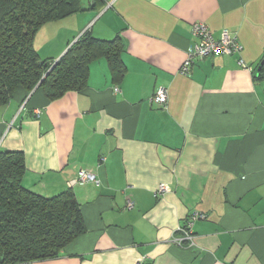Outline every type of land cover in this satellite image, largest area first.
Masks as SVG:
<instances>
[{
    "label": "crops",
    "instance_id": "obj_1",
    "mask_svg": "<svg viewBox=\"0 0 264 264\" xmlns=\"http://www.w3.org/2000/svg\"><path fill=\"white\" fill-rule=\"evenodd\" d=\"M105 3L44 25L35 48L56 62L86 32L119 35L122 80L101 58L81 92L51 102L19 90L0 108V151L24 153L23 186L47 198L72 190L87 227L61 258L29 264H264V81L254 73L264 0ZM197 22L242 50L181 76ZM163 87L167 109L152 101ZM81 170L100 186L73 184ZM196 213L207 219L193 225L194 244L178 245Z\"/></svg>",
    "mask_w": 264,
    "mask_h": 264
},
{
    "label": "trees",
    "instance_id": "obj_2",
    "mask_svg": "<svg viewBox=\"0 0 264 264\" xmlns=\"http://www.w3.org/2000/svg\"><path fill=\"white\" fill-rule=\"evenodd\" d=\"M105 5V0H0V108L19 90L29 96L39 89L51 102L81 92L91 64L101 58L107 60L114 81H121L125 65L119 35L99 40L86 32L56 62L43 60L35 48L44 25L88 10L99 12ZM260 68L255 79L264 81V60ZM25 171L22 151H0V264L61 258L87 232L72 190L50 198L38 195L23 186Z\"/></svg>",
    "mask_w": 264,
    "mask_h": 264
},
{
    "label": "built area",
    "instance_id": "obj_3",
    "mask_svg": "<svg viewBox=\"0 0 264 264\" xmlns=\"http://www.w3.org/2000/svg\"><path fill=\"white\" fill-rule=\"evenodd\" d=\"M192 34L196 39V43L187 53V57L179 70V74L181 76H188L195 61L197 60L234 55L240 53L242 50L237 37L233 36L227 30L222 31L220 38L216 39L210 28L205 23L197 22L192 27ZM116 91L118 92L119 89L117 88ZM152 101L157 102L162 107V109H167L169 101L168 89L164 87L160 88L153 97ZM88 183H93L96 186H100V181L97 179L96 175L88 170L79 171L76 179L73 181V184L79 185H85ZM168 191L169 190L165 185H161L159 188V193H166ZM206 219L207 215L205 214H193L188 220L187 227L179 228L178 233H181V235L176 238V243L180 246L193 245L194 237L192 227L195 222Z\"/></svg>",
    "mask_w": 264,
    "mask_h": 264
},
{
    "label": "rangeland",
    "instance_id": "obj_4",
    "mask_svg": "<svg viewBox=\"0 0 264 264\" xmlns=\"http://www.w3.org/2000/svg\"><path fill=\"white\" fill-rule=\"evenodd\" d=\"M54 38H51V41H53Z\"/></svg>",
    "mask_w": 264,
    "mask_h": 264
},
{
    "label": "water",
    "instance_id": "obj_5",
    "mask_svg": "<svg viewBox=\"0 0 264 264\" xmlns=\"http://www.w3.org/2000/svg\"><path fill=\"white\" fill-rule=\"evenodd\" d=\"M261 68H259V70H260Z\"/></svg>",
    "mask_w": 264,
    "mask_h": 264
}]
</instances>
